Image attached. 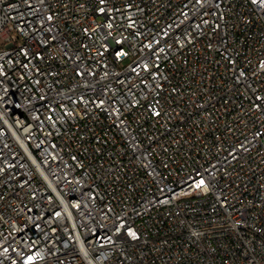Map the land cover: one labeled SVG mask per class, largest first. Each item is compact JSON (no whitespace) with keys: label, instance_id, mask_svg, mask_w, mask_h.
I'll use <instances>...</instances> for the list:
<instances>
[{"label":"built area","instance_id":"1","mask_svg":"<svg viewBox=\"0 0 264 264\" xmlns=\"http://www.w3.org/2000/svg\"><path fill=\"white\" fill-rule=\"evenodd\" d=\"M0 264H264V0H0Z\"/></svg>","mask_w":264,"mask_h":264}]
</instances>
